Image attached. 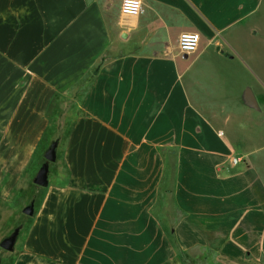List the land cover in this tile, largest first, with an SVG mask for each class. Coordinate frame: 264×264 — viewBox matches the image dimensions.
Wrapping results in <instances>:
<instances>
[{"label":"crops","instance_id":"obj_1","mask_svg":"<svg viewBox=\"0 0 264 264\" xmlns=\"http://www.w3.org/2000/svg\"><path fill=\"white\" fill-rule=\"evenodd\" d=\"M140 2L0 0L1 225L56 145L0 264H264V0Z\"/></svg>","mask_w":264,"mask_h":264},{"label":"rangeland","instance_id":"obj_2","mask_svg":"<svg viewBox=\"0 0 264 264\" xmlns=\"http://www.w3.org/2000/svg\"><path fill=\"white\" fill-rule=\"evenodd\" d=\"M49 148L50 147L48 146L45 152ZM45 152L43 153V155H41L39 162L36 164V168H38V170L41 167V165L45 162L44 159ZM38 170L34 172L31 171L32 175L27 180L28 184L23 189H21L19 196H16L12 202L8 203L9 205L8 216H4L2 218L3 224L2 225L0 224V237H3L2 235L4 234L2 233L7 231V229L8 232L6 236L1 239V241L4 238L9 237L16 229L18 230V228L22 227L21 232L17 239L19 242L23 238L24 231H27L28 225L30 224L32 218L24 215L22 213V210L26 206L32 203L34 194L39 192V188L33 183V179ZM44 188H40V190H44ZM3 211H4V205L0 204V213H2ZM183 260L185 264H213L214 261L212 254H209L208 252H204V251H194L187 253L183 255Z\"/></svg>","mask_w":264,"mask_h":264},{"label":"water","instance_id":"obj_3","mask_svg":"<svg viewBox=\"0 0 264 264\" xmlns=\"http://www.w3.org/2000/svg\"><path fill=\"white\" fill-rule=\"evenodd\" d=\"M246 100L249 105L256 107V102L254 96L251 92L246 93ZM56 145L52 144L50 148L45 152L44 159L45 162L41 165L39 170L37 171L33 183L37 187H46L48 185V172H49V163L53 162L55 159ZM22 213L26 216H32L34 214V206L33 203L26 206ZM18 235V230L16 229L9 237L4 238L0 242V248L4 251L11 252L14 248V244L16 241V237Z\"/></svg>","mask_w":264,"mask_h":264},{"label":"built area","instance_id":"obj_4","mask_svg":"<svg viewBox=\"0 0 264 264\" xmlns=\"http://www.w3.org/2000/svg\"><path fill=\"white\" fill-rule=\"evenodd\" d=\"M140 0H121L119 13L122 19L135 20L140 15ZM199 45V36L192 32H183L178 37L177 49L180 55L189 56L194 54ZM240 162L234 157L232 163L235 165Z\"/></svg>","mask_w":264,"mask_h":264}]
</instances>
